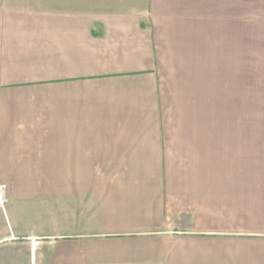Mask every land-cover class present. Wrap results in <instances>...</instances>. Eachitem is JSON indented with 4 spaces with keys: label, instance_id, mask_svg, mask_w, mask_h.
Returning a JSON list of instances; mask_svg holds the SVG:
<instances>
[{
    "label": "crops",
    "instance_id": "obj_1",
    "mask_svg": "<svg viewBox=\"0 0 264 264\" xmlns=\"http://www.w3.org/2000/svg\"><path fill=\"white\" fill-rule=\"evenodd\" d=\"M252 3L0 4V245L39 241L50 264H264Z\"/></svg>",
    "mask_w": 264,
    "mask_h": 264
},
{
    "label": "rangeland",
    "instance_id": "obj_2",
    "mask_svg": "<svg viewBox=\"0 0 264 264\" xmlns=\"http://www.w3.org/2000/svg\"><path fill=\"white\" fill-rule=\"evenodd\" d=\"M17 0H0V4ZM252 12L258 13V0H252ZM264 35L258 28V19H252V60L250 80V113L249 122L252 125L264 124ZM2 181H0L1 183ZM3 184V183H2ZM7 190V188H6ZM1 211V210H0ZM2 212V211H1ZM32 232L34 229L31 230ZM16 240L0 245V256H8L12 264H50V246L39 244V241ZM35 244V245H34ZM45 259L41 260V253ZM0 264L1 262L0 258Z\"/></svg>",
    "mask_w": 264,
    "mask_h": 264
},
{
    "label": "built area",
    "instance_id": "obj_3",
    "mask_svg": "<svg viewBox=\"0 0 264 264\" xmlns=\"http://www.w3.org/2000/svg\"><path fill=\"white\" fill-rule=\"evenodd\" d=\"M6 186L0 183V210L4 212V206L6 203Z\"/></svg>",
    "mask_w": 264,
    "mask_h": 264
}]
</instances>
